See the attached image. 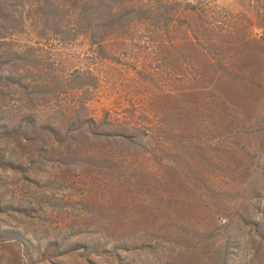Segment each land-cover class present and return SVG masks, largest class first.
<instances>
[{"label": "rangeland", "instance_id": "1", "mask_svg": "<svg viewBox=\"0 0 264 264\" xmlns=\"http://www.w3.org/2000/svg\"><path fill=\"white\" fill-rule=\"evenodd\" d=\"M0 264H264V0H0Z\"/></svg>", "mask_w": 264, "mask_h": 264}, {"label": "trees", "instance_id": "2", "mask_svg": "<svg viewBox=\"0 0 264 264\" xmlns=\"http://www.w3.org/2000/svg\"><path fill=\"white\" fill-rule=\"evenodd\" d=\"M3 232H5V230H3V231L1 230V233H3ZM1 239H2V240H5V239H7V238H1Z\"/></svg>", "mask_w": 264, "mask_h": 264}]
</instances>
